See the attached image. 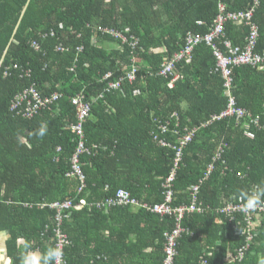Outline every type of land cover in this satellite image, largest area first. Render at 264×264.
I'll return each mask as SVG.
<instances>
[{
	"label": "trees",
	"instance_id": "16d2710c",
	"mask_svg": "<svg viewBox=\"0 0 264 264\" xmlns=\"http://www.w3.org/2000/svg\"><path fill=\"white\" fill-rule=\"evenodd\" d=\"M253 1L0 0V230L10 234L7 254L13 264H21L26 251L43 254L56 245V211L41 204L65 201L74 205L61 226L70 241L65 264H161L164 233L174 229V217L96 204L119 190L141 202H164L175 147L192 130L173 181L174 206L190 204V188L200 184L198 198L209 211L184 218L188 233L179 240L175 264H198L206 252L212 253L209 264H258L264 256V215L254 210L248 219L241 213L231 220L217 210L228 201L242 203L236 198L240 192L264 183V69L233 71V95L249 113L240 123L211 121L226 109L228 97L205 43L177 64L176 80L155 75L189 35L214 30L220 4L227 16L246 13ZM254 15L260 28L256 51L264 52V0ZM106 30L134 37L138 46L122 45ZM248 34L243 23L228 20L223 40L243 46ZM60 45L68 51L57 52ZM133 59L139 70L129 82ZM119 79L121 88L109 90ZM31 88L51 103L27 117L31 98L15 109L13 103ZM81 91L91 103L84 124L89 153L80 156L84 187L72 168L77 142L70 129L77 121L71 100ZM255 119L260 127L251 124ZM42 124L47 132L39 137ZM235 221L255 223L242 263L233 260L248 233L245 223ZM90 244L95 249L88 256Z\"/></svg>",
	"mask_w": 264,
	"mask_h": 264
},
{
	"label": "built area",
	"instance_id": "2783aa9c",
	"mask_svg": "<svg viewBox=\"0 0 264 264\" xmlns=\"http://www.w3.org/2000/svg\"><path fill=\"white\" fill-rule=\"evenodd\" d=\"M261 0H254L253 6L246 12L238 15L228 14L224 15L225 6L220 4L221 15L216 21L215 28L213 31L208 33L204 37L189 35L186 39L185 47L177 54L173 55L171 59H168L161 69L155 73L157 76L169 77L173 76L174 80L178 78L176 74V66L177 64L185 57L190 56L195 46L205 43L207 47H209L213 56L216 60L215 72L221 74L222 79L224 81V94L228 97V104L225 110H223L219 115H215L212 117V122L220 121L223 119H236L237 123H240L246 116L249 115L248 111L242 107L237 105L236 99L233 95V71L238 67H251L254 69H263L264 68V52L256 51L259 37H260V28L256 22H254V13L257 7L260 5ZM233 20L236 23H243L246 27L249 28V34L245 39V43L243 46H236L230 40H223L225 37V23L227 21ZM201 24V23H199ZM107 33L113 35L117 39L122 41V45L128 44L132 48H136L138 46V39L132 37L129 39L127 36L121 33H115L113 30H106ZM58 51H65L66 48L58 47ZM79 51L82 49L79 48ZM139 67L137 65L136 59L132 60L131 66L128 68L127 79L129 82H134L136 80V75L138 73ZM111 76L107 75L106 78ZM122 79H119L116 82H112L109 84V90H119L122 85ZM28 97L31 98L30 104L31 107L25 111V116L32 117L33 114H36L38 110H43V108L51 103L50 99H43V97L34 89L31 88L28 91H25L22 96L19 97L18 101H14L13 109L17 106L22 105L23 102ZM55 99V98H53ZM72 104L77 109V121L70 127L72 133L76 137L77 149L72 158V168L74 175L81 179L84 187L85 176L81 169L80 164V156L89 153V150L86 147V139L84 132V124L86 122V118L90 112L91 104L86 100L84 94L74 98L72 100ZM20 113V112H19ZM18 113V114H19ZM252 125L256 127L259 126V120L255 119L252 121ZM245 128H249L248 125L245 124ZM196 130H192L183 137L179 139L178 146L175 147L176 153L173 159V168L171 174L166 179L163 185V195L164 202L152 204L147 202H141L138 199L132 197V195L125 190H119L116 195L112 198L106 199L104 202L97 203L96 207L99 209H110L112 207H130L136 210L144 209L147 212H151L153 214H158L162 217L170 216L174 217V229L171 231H166L164 233V258L161 264H175V260L178 256V247L179 240L181 239L184 233H188V231L183 228L182 223L184 218L187 215L191 214H202L209 211L208 207L202 205L199 201V185H194L190 188L191 190V203L188 205H180L174 206L175 201V192L173 190V181L176 176L177 170H179L182 158L183 151L185 147L193 140L195 136ZM249 137H252L251 134H248ZM225 144L219 147V151L217 154V158L221 157ZM212 166L209 168V173L212 171ZM201 183V182H200ZM241 203L234 204L231 201L226 202V204L217 210L218 213L221 214H229L231 220L236 218V215L241 214L242 211L239 207ZM41 206H49L51 209L56 211L55 221L57 222V227L54 230L56 245H59L63 251V255L58 262V264H65L64 262V249L66 246L70 244L69 237L61 230V226L65 219H68L71 215V210L74 208L72 201L65 202H57L53 204H41ZM254 210H259L262 216L264 215V203H262L256 209L250 210L246 215L243 214L247 219L249 217V213ZM246 224L247 231V240L246 243L237 251V254L234 257L233 262L242 263L244 262L248 252H250L251 244L254 241L255 234L252 233L255 223L254 221H235L236 225ZM212 253H205L198 262V264H209L208 257H211Z\"/></svg>",
	"mask_w": 264,
	"mask_h": 264
},
{
	"label": "clouds",
	"instance_id": "9594fccd",
	"mask_svg": "<svg viewBox=\"0 0 264 264\" xmlns=\"http://www.w3.org/2000/svg\"><path fill=\"white\" fill-rule=\"evenodd\" d=\"M53 35L54 34L52 33V36ZM48 37H49V35H45L43 39H47ZM58 47H64V46L60 45ZM32 48L35 51H39L40 45L36 42H33ZM57 48H56L57 52L62 53V52L68 51L67 49L65 51H58ZM64 48H66V47H64ZM81 94L85 95L86 93H85V91H81L78 95L73 97V99L80 96ZM85 97H86V95H85ZM72 100H71V104H72ZM86 100H87V98H86ZM75 109H76V107H75ZM76 112H77V109H76ZM76 117H77V113H76ZM46 132H47V127H46V125L42 124L40 126L38 132H37V135L39 137H43L46 134ZM236 198H238L242 201V203L239 205V207H240L242 213L246 215L250 210L256 209L262 203H264V183L256 185L255 187H253L249 191L240 192L239 196ZM242 232H243V230H242ZM62 255H63V251L59 245L53 246L52 244H49L46 252L43 254H41L39 252L26 251L23 254V256L21 257V264H58ZM258 264H264V256L259 258Z\"/></svg>",
	"mask_w": 264,
	"mask_h": 264
},
{
	"label": "crops",
	"instance_id": "0c3cea01",
	"mask_svg": "<svg viewBox=\"0 0 264 264\" xmlns=\"http://www.w3.org/2000/svg\"><path fill=\"white\" fill-rule=\"evenodd\" d=\"M104 234L108 235L106 231L104 232ZM9 240H10L9 232L0 230V264H13L14 263L13 260L7 254V248H8L7 244ZM18 242H19V245L24 243L23 240H19ZM94 249H95V244H90L89 250H87V252L90 253L88 256L92 254Z\"/></svg>",
	"mask_w": 264,
	"mask_h": 264
}]
</instances>
